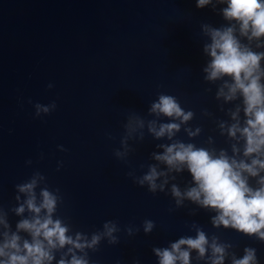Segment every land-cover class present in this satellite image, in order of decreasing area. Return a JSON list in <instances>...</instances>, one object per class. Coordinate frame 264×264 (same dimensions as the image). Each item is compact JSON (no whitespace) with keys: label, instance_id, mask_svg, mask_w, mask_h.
Returning <instances> with one entry per match:
<instances>
[{"label":"water","instance_id":"obj_1","mask_svg":"<svg viewBox=\"0 0 264 264\" xmlns=\"http://www.w3.org/2000/svg\"><path fill=\"white\" fill-rule=\"evenodd\" d=\"M202 23L226 22L211 6L198 8L196 0H0V203L14 206L15 185L38 170L51 188L61 190L59 214L75 230L91 233L105 221L119 222L120 243L104 241L100 251L90 253L93 264H133L137 258L157 264L152 248L195 235L187 227L192 221L236 244L237 255L245 246L256 248L264 264V243L217 230L213 213L191 215L196 207L191 204L175 209L170 195H154L127 175L133 168L141 175L140 164L153 163L155 145L167 141L146 134L143 142L129 141L135 148L129 164L114 156L130 111L150 119L148 107L159 92L196 113L192 126H202L203 133L191 142L204 145L212 136L217 147H229L216 123L201 115L207 108L228 119L215 99L217 85L203 80L208 57ZM52 101L56 110L36 118L34 104ZM178 138L189 141L183 131ZM189 180L185 172L177 182L183 188ZM19 219L9 212L13 229ZM145 219L156 223L152 234L141 227L129 237L123 230Z\"/></svg>","mask_w":264,"mask_h":264},{"label":"clouds","instance_id":"obj_2","mask_svg":"<svg viewBox=\"0 0 264 264\" xmlns=\"http://www.w3.org/2000/svg\"><path fill=\"white\" fill-rule=\"evenodd\" d=\"M196 5L211 6L226 22L220 27L202 23L200 31L207 38L203 80L217 85L215 99L228 119L217 118L207 108L201 115L216 123L229 147H217L212 136L204 145L191 142L203 133L202 126H192L196 113L182 107L176 96L159 92L148 107L150 119L130 111L114 156L129 164L135 152L129 141L143 142L146 134L167 141L155 145L157 150L150 154L153 163L140 164L141 175L135 168L127 173L133 182L154 195H170L175 209L191 204L196 206L191 215L197 210L213 213L210 221L217 230L231 229L264 243V0H196ZM34 108L35 117L40 118L54 112L57 104L35 103ZM182 131L188 142L178 138ZM58 147L67 151L63 145ZM61 167L63 161L57 171ZM185 172L191 180L182 188L177 180ZM15 189L14 206L6 209L0 203V264H93L90 253L100 251L104 241L110 246L120 243L122 229L116 220L105 221L102 229L91 233L75 230L71 220L59 214L64 204L61 190L51 188L40 171ZM9 212L20 217L15 229ZM141 227L150 235L156 223L145 219L140 227L129 225L123 230L133 237ZM187 227L195 235H182L166 247L152 248L157 264H260L256 248L245 246L243 255H237L236 244L222 241L215 233L209 235L196 221ZM133 264L141 261L137 258Z\"/></svg>","mask_w":264,"mask_h":264}]
</instances>
